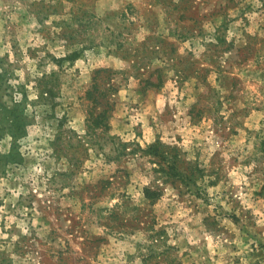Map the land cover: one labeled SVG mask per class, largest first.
<instances>
[{
    "label": "rangeland",
    "instance_id": "obj_1",
    "mask_svg": "<svg viewBox=\"0 0 264 264\" xmlns=\"http://www.w3.org/2000/svg\"><path fill=\"white\" fill-rule=\"evenodd\" d=\"M0 264H264V0H0Z\"/></svg>",
    "mask_w": 264,
    "mask_h": 264
}]
</instances>
